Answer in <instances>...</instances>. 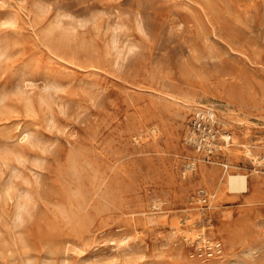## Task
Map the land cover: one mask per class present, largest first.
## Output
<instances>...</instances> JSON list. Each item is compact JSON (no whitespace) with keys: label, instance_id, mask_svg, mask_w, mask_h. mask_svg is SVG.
<instances>
[{"label":"rangeland","instance_id":"1","mask_svg":"<svg viewBox=\"0 0 264 264\" xmlns=\"http://www.w3.org/2000/svg\"><path fill=\"white\" fill-rule=\"evenodd\" d=\"M0 264H264V0H0Z\"/></svg>","mask_w":264,"mask_h":264},{"label":"built area","instance_id":"2","mask_svg":"<svg viewBox=\"0 0 264 264\" xmlns=\"http://www.w3.org/2000/svg\"><path fill=\"white\" fill-rule=\"evenodd\" d=\"M221 133L215 107L212 105L200 106L190 123V142L205 157H210L216 150L221 149L222 144L227 141ZM202 201L207 202L211 197L204 188L199 189Z\"/></svg>","mask_w":264,"mask_h":264},{"label":"bare ground","instance_id":"3","mask_svg":"<svg viewBox=\"0 0 264 264\" xmlns=\"http://www.w3.org/2000/svg\"><path fill=\"white\" fill-rule=\"evenodd\" d=\"M52 95V94H51ZM191 100H193L194 105L199 107V103L197 101V98H192ZM222 135V134H221ZM228 136V135H226ZM231 141V140H230ZM194 165V164H192ZM188 167H191V165H188ZM248 175L244 172L241 171H237V172H230L228 174V178L227 181L229 183V185L231 186V188L233 189H243L245 190L248 186ZM207 239V238H206ZM210 242V241H209Z\"/></svg>","mask_w":264,"mask_h":264}]
</instances>
